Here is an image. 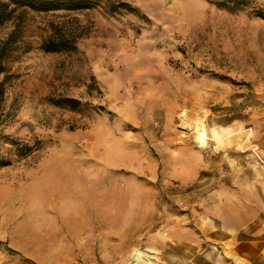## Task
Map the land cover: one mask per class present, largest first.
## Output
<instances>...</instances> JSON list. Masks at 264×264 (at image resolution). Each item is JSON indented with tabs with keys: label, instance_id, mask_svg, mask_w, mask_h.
I'll use <instances>...</instances> for the list:
<instances>
[{
	"label": "rangeland",
	"instance_id": "1",
	"mask_svg": "<svg viewBox=\"0 0 264 264\" xmlns=\"http://www.w3.org/2000/svg\"><path fill=\"white\" fill-rule=\"evenodd\" d=\"M9 8L0 264H264V0Z\"/></svg>",
	"mask_w": 264,
	"mask_h": 264
},
{
	"label": "trees",
	"instance_id": "2",
	"mask_svg": "<svg viewBox=\"0 0 264 264\" xmlns=\"http://www.w3.org/2000/svg\"><path fill=\"white\" fill-rule=\"evenodd\" d=\"M96 0H7L0 1V25L11 16L14 8H9V5L13 7L31 8L36 11H50L56 9H80L89 7ZM245 0H216L219 5L228 8H237L243 5ZM9 38L6 40H0V72L4 71L5 67L2 64V60L6 56L9 48ZM42 48L45 51H60L71 50L74 48V42L68 36L60 34L58 36H49L42 42ZM62 101L70 103L72 107L79 102L75 98L65 97L61 98Z\"/></svg>",
	"mask_w": 264,
	"mask_h": 264
},
{
	"label": "bare ground",
	"instance_id": "3",
	"mask_svg": "<svg viewBox=\"0 0 264 264\" xmlns=\"http://www.w3.org/2000/svg\"><path fill=\"white\" fill-rule=\"evenodd\" d=\"M186 125V124H185ZM191 125V124H190ZM192 126V125H191ZM196 127V131H197V137L196 139L199 141V142H204L205 140V130L203 128V125H201L200 123L198 122H194L193 124V127Z\"/></svg>",
	"mask_w": 264,
	"mask_h": 264
},
{
	"label": "crops",
	"instance_id": "4",
	"mask_svg": "<svg viewBox=\"0 0 264 264\" xmlns=\"http://www.w3.org/2000/svg\"><path fill=\"white\" fill-rule=\"evenodd\" d=\"M263 211H264V207H263ZM254 219L257 221H264V213L260 214V216L258 215L256 217H254Z\"/></svg>",
	"mask_w": 264,
	"mask_h": 264
}]
</instances>
